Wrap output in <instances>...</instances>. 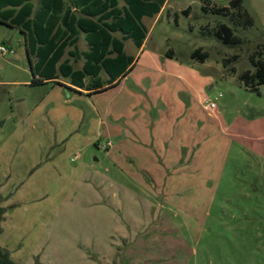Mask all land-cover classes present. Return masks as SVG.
<instances>
[{
    "label": "rangeland",
    "instance_id": "rangeland-1",
    "mask_svg": "<svg viewBox=\"0 0 264 264\" xmlns=\"http://www.w3.org/2000/svg\"><path fill=\"white\" fill-rule=\"evenodd\" d=\"M231 1L170 0L192 13L152 30L159 68L143 60L92 94L60 74L64 86L33 83L18 31L0 25L13 51L0 53V246L16 264H264V85L239 78L264 60V0H241L247 27L202 10ZM199 47L204 63L187 56Z\"/></svg>",
    "mask_w": 264,
    "mask_h": 264
},
{
    "label": "trees",
    "instance_id": "trees-1",
    "mask_svg": "<svg viewBox=\"0 0 264 264\" xmlns=\"http://www.w3.org/2000/svg\"><path fill=\"white\" fill-rule=\"evenodd\" d=\"M89 4L87 6H99L98 10L105 17L113 15L116 11L117 0H77ZM129 6L124 12L123 17H119V22L106 26V28L99 26L93 22H89L92 27L87 31V42L91 47V52L87 55L88 59H92V55L96 53L100 58L101 62L96 70H93L91 65L84 67L82 71H73L72 67L63 63L60 65V71L65 77H70L72 83L82 88L84 87V78L90 75L92 71L98 73L102 69L110 75L112 84L123 72L125 67L119 69L115 74L113 71L114 67L118 66V59L110 60L106 58L108 47L110 45H119L122 49L123 44L112 38L109 31L122 30L125 33L126 39H131L135 46L140 48L146 38L147 29L140 23V17L142 16H155L164 0L160 4H154L148 2V0H125ZM230 5L232 6V12L222 9H210L213 14L229 16L230 20L234 24L241 25L243 27L251 26L253 21L242 9L241 0H232ZM63 0H40L38 8L32 3V0H0V23L4 26L18 29L26 39L27 54L32 64L33 74L39 75L38 79H34V82L41 83L44 80H52L56 77L57 69L55 65L64 54L65 48L76 42L75 35L72 37L64 38L63 29L60 27L61 15L63 13ZM112 7L111 11L108 8ZM115 8V9H114ZM206 9V6H204ZM108 11V12H107ZM106 12V13H105ZM92 13V12H91ZM123 15V12H122ZM126 23V24H124ZM77 27L81 29L84 25L81 22H77ZM123 25L129 26V29L124 28ZM85 29V28H84ZM214 35L226 44H238L240 39L234 36L233 28L226 24H220L215 30ZM62 40V41H61ZM59 42L60 46H59ZM54 58H51L47 62V57L53 53ZM93 52V54H92ZM122 58L125 59L126 65L133 62V58L125 57L123 52H118ZM256 55H262V52H256L253 55L252 63L255 66V72L246 71L240 75V80L243 81L244 85L251 91H258V86L264 85V60H255ZM33 57H36L37 62L33 61ZM191 58L197 59L201 62H205L208 58V53L203 52L202 49H197L191 54ZM51 68H49V67ZM48 67V68H46ZM97 74H95L96 76ZM102 84L96 85V89L102 88ZM3 198L0 196V235L2 233V222L6 209L1 206ZM0 264H16L10 257L9 253L0 246Z\"/></svg>",
    "mask_w": 264,
    "mask_h": 264
},
{
    "label": "crops",
    "instance_id": "crops-1",
    "mask_svg": "<svg viewBox=\"0 0 264 264\" xmlns=\"http://www.w3.org/2000/svg\"><path fill=\"white\" fill-rule=\"evenodd\" d=\"M161 1L162 0H148V2L154 3V4H160ZM32 3L35 5V8H38L40 0H32ZM63 3H64L63 13L61 15L62 21L60 23V27L63 29V32L65 33L63 39L68 38L70 36L72 37L73 35H75L74 38L76 37V42L68 45L65 48L64 54L61 56L60 60L55 65V68L57 69L55 79L44 80L41 83L34 82V79H38L39 75L35 76L33 74L32 64H31V62L29 60V56L27 54V45H26L25 36L18 29H15V28H11V29H15L18 31V34L20 36L19 43L21 45L23 44L25 47L26 55H27L28 62L30 65V69H31V72L33 74V83L53 84V85L64 86L66 83L61 81V79L58 76V74H60L63 78L70 80V84L67 83V85H69V86H66V87L68 89L74 91L75 93H78V94H84V93L92 94V93H96V92H99V91H102V90H105L108 88H114L115 86H117L120 83V81L123 80V78L128 76L137 67V65L140 62H142L143 60L146 64L151 63L150 65H152L153 67L159 68V64H158V61L156 59V56L152 53L150 54V53L146 52L147 46L151 40L152 30L162 20L165 13L167 14V16L169 18H171L174 15L175 23L178 22L179 13H182V14L186 15L187 17H190V15L192 13L191 7H183V6H179L177 4L172 5L170 0H164L163 5L161 6L159 12L155 16L145 15V16L140 17V23L146 27L147 35H146V38H145V40H144V42L140 48L135 46L137 48V51L130 50L128 52L126 50V42L132 41V40L126 39L125 33L122 30H116V31H109L108 30L109 34L112 36L113 39L122 42L123 48L121 49L119 47V45H116V44L110 45L108 47L106 58L110 59V60L118 59L119 63H118L117 67H114L115 68V70L113 71L114 74L116 72H118L119 69H122L123 67H125V71L123 72V74H121V76H119V78H117V80H115L110 85H109V83L111 82L110 75L105 70L102 69L98 73H95V71H92V73L90 75L85 76V78L83 80L85 86L82 88H79L72 83L70 77H65L61 73L60 65L63 63H67L72 67L73 71H82L84 67L91 65L92 66L91 68L93 70H96V68L99 67L100 62H101V58L97 55L100 52L96 53V54H95V52H94V54L92 52L93 57L90 60L88 59V56H87L91 52V47H90L89 43L87 42V35L88 34L86 31V30H91L89 28L92 27V25L89 22H93L95 24H98L101 27L106 28V26H108V25L115 24L116 22H119V19H120L119 17L124 16V12L126 11V9L129 8V6L125 0H117L116 6H115L117 12H115L113 15L111 14L110 16L105 17L104 14H101V11L98 10L99 6L97 4L95 6H93V5L87 6L89 4V2L88 3H84L82 1L77 2V0H63ZM204 6H206V5L203 4V6H202L203 12H205V13L211 12L210 9L208 8V6H206V9H204ZM111 10H112V7H109L108 11H111ZM122 12H123V15H122ZM78 21L84 25L85 29L84 28L81 29L79 26L77 27L76 24ZM150 21H152V22L150 23ZM124 24H126V23H124ZM0 25L4 26L1 23H0ZM123 26H124V28L129 29V26H127V25H123ZM8 28H10V27H8ZM60 43L61 42H59V46H60ZM133 44H134V42H133ZM7 49H9L10 51L12 50L11 48H7ZM197 49H202V51L205 52L202 47L193 48L189 52H187L188 58H190L191 60H194V61L197 60V59L191 58V54ZM120 50L123 52L125 57L133 58L134 59L133 62L126 65L125 59L122 58L120 56V54L118 53ZM162 55H165V57L169 59V60L165 61L166 64H175V66H174L175 69H183L184 68L182 64L174 62V59L177 58V52L174 48H168L167 50L162 52ZM54 57H55V54L53 52L47 57V62L51 58H54ZM32 59L34 62H37V60H38L36 57H33ZM197 61H199V60H197ZM48 67H46V68H48ZM95 74H97V75L95 76ZM98 84H102L103 87L96 89L95 87Z\"/></svg>",
    "mask_w": 264,
    "mask_h": 264
},
{
    "label": "built area",
    "instance_id": "built-area-1",
    "mask_svg": "<svg viewBox=\"0 0 264 264\" xmlns=\"http://www.w3.org/2000/svg\"><path fill=\"white\" fill-rule=\"evenodd\" d=\"M13 53V51H10L9 49H7V47L5 46H0V53L5 55L7 53ZM220 97H222V95H220ZM207 107L210 108L211 110H215L217 108L216 104L213 102H210L207 104Z\"/></svg>",
    "mask_w": 264,
    "mask_h": 264
}]
</instances>
